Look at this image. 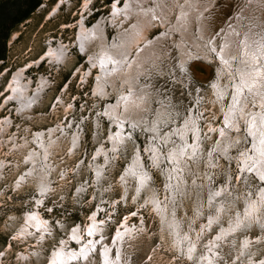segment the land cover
Instances as JSON below:
<instances>
[{
    "label": "bare ground",
    "instance_id": "1",
    "mask_svg": "<svg viewBox=\"0 0 264 264\" xmlns=\"http://www.w3.org/2000/svg\"><path fill=\"white\" fill-rule=\"evenodd\" d=\"M89 2L85 0L83 6L86 8ZM213 2L214 0H125L124 5L120 7L121 3L117 4L116 0L110 6V19L100 17L92 26L87 27L83 17L80 18L77 23L78 40L75 46H79L89 63L86 74H89L93 67L98 70L94 80V92L98 93L101 99L113 96L109 102V99L105 100L103 111V115L111 123L106 140L103 139L105 135L100 137L102 128L99 119L95 120L93 138L98 146L94 162L89 163L90 173H93L96 183H100L104 177L105 163L109 164L112 155L116 156L130 145L132 152L124 156L127 167L119 181L124 193L131 183L134 186L137 184V192L144 189L145 194L149 195L147 201L154 207L162 229L166 228L175 236V240L180 241V245L186 248L193 261H199L197 264H220V249L226 245L233 251L231 255L236 261L235 264H264V256L256 257L264 242V186L254 193L249 190V198L244 193L241 197L245 205L244 211L239 210L237 206L234 207L235 213L231 214L227 208L229 205L233 208L236 200L240 199L239 193L233 189L229 179L224 185L215 188V170L213 175L210 172V167L218 166L216 158L220 155L228 161L232 159L229 149L234 146L236 140L242 138L246 142L251 140L252 147L248 148L249 144L244 147L239 145L240 155H236L233 161L241 168L242 179L245 177L249 180L255 174L258 181L264 184V0H240L237 5L239 8L218 34L212 32L210 26L214 21L213 8L210 7ZM107 21L116 27V33L110 41L105 28ZM155 25L164 29L154 38H149V29ZM173 48L177 50V53L174 52L177 54L175 66L177 73L182 76L183 83L191 82L192 75L197 80L203 79L202 75H206L209 65L215 69L207 81V88L213 97L217 98L225 126L228 128L223 125L214 128L210 124L209 131H218L219 140L213 143L216 136L212 139L211 150L207 155L203 152L204 139L198 127L195 110L189 108V116L184 110V116L180 118V111L172 107L169 97L165 99L166 96L161 95V92H158L157 96L158 106H152L150 100V96L157 92L145 79L151 70L157 69L159 64L162 66L158 58L172 56L169 52H172ZM47 51L50 58L57 62H64L68 56L67 48L61 44L58 47L50 45ZM23 71L21 68L13 74L6 90L11 91L8 96L11 103L19 106L16 107V112L20 116H27L30 111L32 114L33 105L42 97L47 79L41 76L39 83L32 88L23 78ZM82 74L84 78V73ZM238 115L247 117L248 130L243 134L238 132ZM9 123V117L0 119V144L6 141L3 132L5 133ZM74 126L70 131L66 126L41 129L34 132L31 140H19L14 136L8 138L13 141L18 153L25 151L24 160L21 158L23 162L18 165L24 164L21 169H27L25 175L19 174L22 183L32 181L40 192L48 191L51 187L49 176L56 167L49 164L46 158L54 148H62L64 144L67 149L72 144L69 149L71 151L76 148L80 138V126L77 125L76 129ZM135 131L147 135L144 139L148 140L144 141L143 149L132 142ZM143 156L149 157L151 165L162 173L165 186L162 191L152 187L148 168L146 170L142 167ZM202 167L205 168V173ZM202 179L205 180L203 191ZM238 179L237 177L236 180ZM92 183L94 185L95 181ZM84 188V185L78 184L79 191ZM197 190L201 191L200 194L195 192ZM188 194L192 195V200L195 198L194 209L197 218L208 214L201 224V237L195 226L196 218L191 217L190 223H186V229L180 217L176 215L177 207L183 205L181 197ZM34 199L40 201L38 197ZM213 208L217 209V212L211 213ZM224 213L230 216L227 227L220 220V215ZM24 214L28 225H23V229L18 232L44 238L45 233L49 231L48 220L42 218L36 210ZM207 218L208 223L205 224ZM89 220L87 227L82 228L78 224L72 229L71 237L69 236L80 250L76 251V247L69 246L71 240H63L62 245L52 252L49 264H67L69 260L87 264L94 259L95 254L101 264H127L119 255L118 244L123 235L132 228L126 223L119 226L114 244L110 245L103 233V221H99L95 214H92ZM217 224L219 229L215 232L218 234L205 244V239L210 237H207V230L215 228ZM253 224L260 229L259 238L252 239L251 235L245 232ZM130 232L128 233L131 234ZM115 249L118 252L117 257H114ZM21 255L24 256V253ZM226 264L232 263L228 260Z\"/></svg>",
    "mask_w": 264,
    "mask_h": 264
},
{
    "label": "rangeland",
    "instance_id": "2",
    "mask_svg": "<svg viewBox=\"0 0 264 264\" xmlns=\"http://www.w3.org/2000/svg\"><path fill=\"white\" fill-rule=\"evenodd\" d=\"M84 1L0 0V119L3 117L10 118V123L5 133L3 132L6 141L0 144V166L3 164L0 168V264H49L52 252L56 251V248L62 245V241H67V239L72 241L68 243L69 246L76 247V251L80 250L77 243L70 238V234L78 224L82 228L87 227L90 224L89 218L92 214H95L99 221H103V233L106 242L110 245L114 244L116 230L123 223L133 229V232L132 229H130L131 232L127 231L118 244L119 255L127 264H197L199 261H193L189 257L186 248L182 244L180 245V241L175 240V236L166 228L162 229L159 217L155 213L154 207L147 201L149 195L145 194L144 189L137 192V184L135 183L134 186L131 183L129 184L130 188L124 193L119 181L127 167L124 156L132 152L130 145L116 156L112 155L109 164L105 163L104 177L100 183H96L93 173H90L89 163L94 162L93 158L98 146H96V141L93 138L95 120L96 118L99 119L102 128L100 137L103 138L105 135L103 139L106 140L111 123L103 115V111L106 106L105 100L109 99V102L113 96L101 99L99 94L94 92V80L98 70L93 67L90 73L86 74L89 63L79 50V46H75V42L78 40L77 23L83 17L85 25L90 27L100 17L110 19L112 12L110 6L116 0H89V5L86 8L83 6ZM239 2L240 0H214L210 6L213 8L212 13L214 12V21L210 24L212 32L215 31L214 33L218 34L221 31L226 21L239 8L237 7ZM118 3H121L120 7H122L125 0H117ZM105 25L107 38H110V41L116 33V27L108 21ZM162 29L164 28H161L160 25H155L149 29L147 35L149 38H154L162 32ZM60 44L67 48L68 56L64 62L53 61L47 51L50 45L58 47ZM176 51L173 48L172 52H169V55H172L170 58L167 56L158 58L159 61L161 60L162 66L159 64L157 69L151 70L148 78L145 79L150 83L151 88L157 92L150 96V100L152 106L156 107L158 92H161V95L166 96L165 99L169 97L170 105L180 111V118H183L184 110L187 111V116H189V108L195 110L199 122L198 127H200V133L204 139L203 152L207 155L211 150L212 139L216 136L213 143L219 140L218 131L216 133L209 131L210 124L214 128H219L221 125L228 128L225 126L222 109L217 103V98L213 97L207 88V81L215 69L209 65L206 75L204 77L202 75L203 79L197 80L192 75L191 82L183 83L181 81L182 76L177 73L178 69L175 66ZM204 64L208 65L207 63ZM21 68L25 73L23 78L29 82L32 88H35L39 83L41 76L47 79L42 97L39 102L33 105L32 114L30 111L27 116H20L16 112V107L19 106L11 103L8 99L11 91L7 92L6 90L13 74ZM82 73H84V78ZM246 118L238 115L236 124L239 134L248 130ZM59 125L66 126L67 130H71L73 125L76 129L79 125L80 138L76 148L72 151L69 150L70 147L72 148V144L68 149L64 144L61 146L62 148H54L53 152L51 151L48 155L47 161L56 167V170L49 176V178L51 177V187L43 193L32 181H23L24 183L20 181L19 174L25 175L27 170L21 169L24 164L18 166L24 160L25 151H22L21 154L18 153L19 151L14 148L13 141H9L8 138L14 136L19 140L24 138L31 140L35 131L47 130L48 127L55 126L60 128ZM7 130L8 132H6ZM133 134L132 142L143 149L144 141L148 140V138L144 139L147 136L146 133L144 135L135 131ZM29 136L31 137L29 138ZM247 144H249L248 148L252 147L251 140L249 142L243 141L242 138L236 140L234 146L229 149L232 159L228 161L221 155L219 158L216 156L218 166L210 167L212 175L215 170L213 181L215 188H219L221 184L224 185L229 179L234 186L233 189L239 193L240 199H235L237 203L234 204L233 208H231L232 205L226 207L230 209L231 214L235 213L234 207L237 206L239 210L244 211L245 205L241 199L244 193L249 198V190L254 193L262 185L264 186L261 181H258L255 174L249 180L245 177L242 179V170L233 161L237 157L236 155H240L241 147L239 145L244 147ZM17 158L18 161H16ZM148 159L149 157L143 156L142 167L144 166L146 170L148 168L152 187L156 188L157 191H162L165 187L162 173L157 167L151 165V161ZM101 162H104V158ZM202 169L205 170L204 167ZM196 176L199 175L196 174ZM237 177L239 178L238 181L236 180ZM93 181H95L94 185ZM79 183L84 185L83 191L78 190ZM201 186L203 191L205 187V180L203 179ZM195 192L200 194L201 191ZM191 196L188 194L181 197L183 205L177 207L176 215L180 217L186 229V223H190L191 217L196 218L195 226L201 237V224L204 218L208 217V214L197 218L194 209L195 198L192 200ZM35 197L40 198V201H36ZM35 210L42 218L48 220L49 231L45 233L44 238L30 236L26 232H23L25 234L19 233L23 229V225H28L24 212ZM216 210L213 208L211 213ZM94 211L95 213H93ZM207 212L208 210H206ZM229 218L227 213L220 215V220L226 227ZM204 223H208V218ZM218 225L207 230V237L210 236L211 238L205 239V244L208 243L209 239L213 240L218 234L217 231L215 232L216 229H219ZM30 228L35 232L32 226ZM245 232L251 235L252 239L260 237V229L256 224L248 227ZM202 238L204 239V236ZM220 251L222 255L220 264H226L228 260L232 264L236 263L231 255L233 254L232 249L224 245ZM115 252L114 257H117V249ZM21 253H24V256ZM259 256H264V242L256 255V257ZM93 257L94 259L87 264H101L97 254ZM68 263L85 264L78 260H69Z\"/></svg>",
    "mask_w": 264,
    "mask_h": 264
}]
</instances>
